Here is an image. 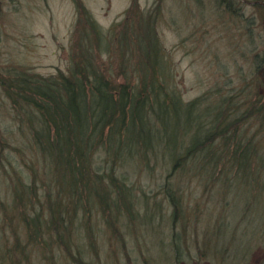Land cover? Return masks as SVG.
I'll return each instance as SVG.
<instances>
[{"label": "rangeland", "instance_id": "374dc122", "mask_svg": "<svg viewBox=\"0 0 264 264\" xmlns=\"http://www.w3.org/2000/svg\"><path fill=\"white\" fill-rule=\"evenodd\" d=\"M227 4L235 14L226 10ZM258 5L253 0H0V66L42 76L68 73L73 61L80 60L84 48L95 40L86 19L89 14L109 41L114 38L112 54L102 50L105 43L100 51L96 43L93 47L103 71L116 83L136 82L140 76L136 67L145 56L133 45L128 60L132 47H125V54L120 52L122 33L150 29L154 36L149 42L156 41L159 52L168 58L171 83L184 102L199 98L206 104L215 94L231 91L243 101L244 85L254 68L253 52L264 49V9ZM118 23L116 32L112 31ZM88 48L92 50L91 45ZM0 128V202L8 205L11 185L33 174L31 168L39 173L44 159L34 153L30 128L19 119L3 88ZM256 129L257 123L249 119L242 133L252 134ZM160 152L150 153L146 166L136 155L116 166V173L133 185L137 205L143 207L142 218L153 216L152 208L153 222L136 220L120 226V243L110 246L103 221L94 217L98 251H85V259L90 264H264V161L261 167L250 169V174L258 172L259 177L250 179L247 172L243 181L244 175L223 171L217 179L215 172L194 165L193 159L185 168L173 169L169 155ZM262 153L264 157V149ZM103 159L97 153L100 169L108 166ZM166 186L182 201L177 223L171 218ZM1 203L0 264H8L6 250L16 241ZM18 234L24 244V229ZM29 250L32 264H44L41 250L36 246ZM52 256L58 264H72L62 250Z\"/></svg>", "mask_w": 264, "mask_h": 264}, {"label": "trees", "instance_id": "16d2710c", "mask_svg": "<svg viewBox=\"0 0 264 264\" xmlns=\"http://www.w3.org/2000/svg\"><path fill=\"white\" fill-rule=\"evenodd\" d=\"M253 1L264 9V0ZM226 10L235 14L229 4ZM86 19L92 36L95 34L89 44L92 50L89 45L84 48L82 58L73 59L68 73L42 76L0 66V88L19 119L30 128L34 153L44 159L39 173L31 168L33 174L11 185L8 205L0 202L16 241L6 250L8 264H32L29 246L42 251L44 264H58L52 256L57 250H62L72 264H90L84 253H96L99 246L94 217L103 221L110 246L120 243V226L136 220L153 222L152 208L153 216L145 213L142 218L143 207L137 205L139 197L133 185L116 173V166L132 161L134 155L146 166L150 153L154 156L164 152L173 162V169L185 168L193 159L194 165L215 172L217 179L223 171L242 174L243 181L247 172L250 179L259 177L258 172L250 174V169L263 165L264 49L253 52L254 68L244 85L247 92L243 93V101L231 91L215 94L206 104L199 98L184 102L182 93L171 83L168 58L159 52L156 41L153 45L149 42L153 31L122 33L119 41L124 47L120 52L125 54L124 48L132 47L127 53L129 60L135 45L145 56L141 66L136 67L140 72L136 82L116 83L103 71L93 47L96 43L100 51L105 43L102 50L112 54L114 38L109 41L91 15L87 14ZM118 25L114 24L112 31L116 32ZM249 119L257 123L258 129L244 134L242 129ZM97 153L104 155L107 167L98 168ZM166 191L171 218L177 223L183 213L182 201L169 186ZM16 227L25 231L24 244Z\"/></svg>", "mask_w": 264, "mask_h": 264}]
</instances>
